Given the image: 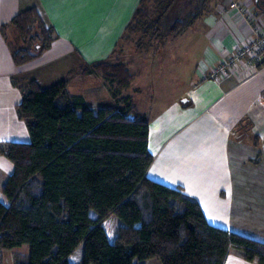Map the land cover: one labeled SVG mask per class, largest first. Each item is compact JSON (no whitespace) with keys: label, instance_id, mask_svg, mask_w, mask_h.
Masks as SVG:
<instances>
[{"label":"trees","instance_id":"obj_1","mask_svg":"<svg viewBox=\"0 0 264 264\" xmlns=\"http://www.w3.org/2000/svg\"><path fill=\"white\" fill-rule=\"evenodd\" d=\"M210 1L141 0L128 30L141 42L162 44L191 27ZM254 2L264 11V0ZM9 26L21 41L11 42L17 65L36 59L58 37L34 7L3 25L4 34ZM92 71L117 83L115 97L133 78L119 59L85 64L46 88L13 79L22 92L17 114L31 140L0 142V154L14 165L0 188V255L29 244V253L14 254V264H74L71 256L83 244L84 264L151 258L225 264L238 249L264 264V242L212 225L197 200L148 176L150 120L137 104L123 98L95 110L70 93L72 77ZM112 216L122 221L114 241L105 227Z\"/></svg>","mask_w":264,"mask_h":264},{"label":"crops","instance_id":"obj_2","mask_svg":"<svg viewBox=\"0 0 264 264\" xmlns=\"http://www.w3.org/2000/svg\"><path fill=\"white\" fill-rule=\"evenodd\" d=\"M139 2L0 0V142L31 140L17 114L22 92L13 79L35 80L46 88L85 64L119 60L116 43ZM235 4L264 28V11L254 0H211L181 34L156 48L152 44L123 54L133 78L118 96L117 83L97 71L72 77L69 91L95 110L131 99L150 120L154 161L148 176L197 200L212 225L264 242V66L254 70L243 56L228 74L214 75L219 64L256 37ZM32 7L58 37L36 59L17 65L11 42L16 44L18 36L12 27L6 34L2 28ZM55 74L63 77L54 79ZM158 76L162 81L153 82ZM51 80L56 82L44 84ZM13 169L0 154L5 172L0 184ZM225 264L259 263L232 249Z\"/></svg>","mask_w":264,"mask_h":264},{"label":"rangeland","instance_id":"obj_3","mask_svg":"<svg viewBox=\"0 0 264 264\" xmlns=\"http://www.w3.org/2000/svg\"><path fill=\"white\" fill-rule=\"evenodd\" d=\"M140 2H141V0H140ZM140 2L138 4L137 8L139 7ZM137 8L131 14L130 19L128 20V22L126 23V25L124 27L123 33L120 36V39L116 43V46H117V44H119L116 49H118V47H119V49L117 50V52H118L117 57L120 60L122 59L123 54H125L127 52H131L132 50L138 49L142 45H145L143 48H141V49H144L145 47H147L151 43L150 41H147V40L144 41V42L139 41L140 34L136 33V32H131V31L128 30V26L130 25ZM10 37H14V36L11 35ZM19 40L20 39H18V37H17L15 43L20 45L21 41H19ZM156 45L160 46L161 44H158L157 42H154L153 48H156V47H154ZM185 65L187 67H190L191 66V62L189 61L188 63H185ZM62 75L63 74H55V76H53V77H57L58 76L57 78H54V79H61L63 77ZM163 75L164 74L162 73L161 76H163ZM162 78L163 77H159V78L155 77V78H153V82L157 83L158 81H162ZM54 81L56 82V80H51L50 82H46L44 84L53 83ZM6 171H8V170L6 169ZM4 176H5V172L3 173V171H0V183H2ZM2 185L3 184H0V188L3 187ZM90 214L94 218H96L98 216V213L96 211H94V210H91ZM120 225H122V221L117 216H112L111 218H109L105 222V227H106V229H107V231L109 233V237H110L111 241H114ZM17 252L29 253L30 252V245L29 244H24V245L16 247V248L3 251V253L0 255V264L1 263L2 264H13V261H14L13 260V256ZM83 254H84V245L82 244L77 249V251L71 256V261L74 264H84V262H83ZM136 261H138V258H136ZM141 262L144 263V264H162L161 261L156 259V258L147 259V260H144V261H141Z\"/></svg>","mask_w":264,"mask_h":264},{"label":"built area","instance_id":"obj_4","mask_svg":"<svg viewBox=\"0 0 264 264\" xmlns=\"http://www.w3.org/2000/svg\"><path fill=\"white\" fill-rule=\"evenodd\" d=\"M240 8L238 4H235ZM242 13L246 15L251 23L256 37L240 52L236 57L228 61H224L218 65L215 70V76L226 75L230 68L243 56H247L246 64L251 66L254 70H258L264 66V28L258 21L255 20L254 14L248 13L246 10L240 8ZM247 13V14H246Z\"/></svg>","mask_w":264,"mask_h":264},{"label":"water","instance_id":"obj_5","mask_svg":"<svg viewBox=\"0 0 264 264\" xmlns=\"http://www.w3.org/2000/svg\"><path fill=\"white\" fill-rule=\"evenodd\" d=\"M257 2V1H256ZM186 99H184L183 101H185Z\"/></svg>","mask_w":264,"mask_h":264}]
</instances>
